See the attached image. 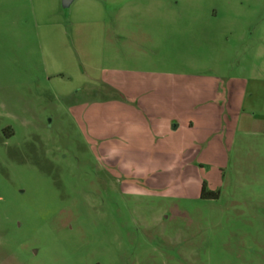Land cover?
<instances>
[{
    "label": "rangeland",
    "instance_id": "1",
    "mask_svg": "<svg viewBox=\"0 0 264 264\" xmlns=\"http://www.w3.org/2000/svg\"><path fill=\"white\" fill-rule=\"evenodd\" d=\"M0 264H264V0H0Z\"/></svg>",
    "mask_w": 264,
    "mask_h": 264
},
{
    "label": "trees",
    "instance_id": "2",
    "mask_svg": "<svg viewBox=\"0 0 264 264\" xmlns=\"http://www.w3.org/2000/svg\"><path fill=\"white\" fill-rule=\"evenodd\" d=\"M201 197L203 198V199H218L219 198V194L218 193H211V194H209L208 196L206 195V192H205V190H204V188H203V190H202V194H201Z\"/></svg>",
    "mask_w": 264,
    "mask_h": 264
},
{
    "label": "water",
    "instance_id": "3",
    "mask_svg": "<svg viewBox=\"0 0 264 264\" xmlns=\"http://www.w3.org/2000/svg\"><path fill=\"white\" fill-rule=\"evenodd\" d=\"M75 0H63L65 6L71 5Z\"/></svg>",
    "mask_w": 264,
    "mask_h": 264
},
{
    "label": "crops",
    "instance_id": "4",
    "mask_svg": "<svg viewBox=\"0 0 264 264\" xmlns=\"http://www.w3.org/2000/svg\"><path fill=\"white\" fill-rule=\"evenodd\" d=\"M250 123H252V122H251V120H250ZM168 129H169V127H168ZM173 129H174V131H172V132H175V133H176V132H177V130H179V127H178V125H174V128H173Z\"/></svg>",
    "mask_w": 264,
    "mask_h": 264
}]
</instances>
